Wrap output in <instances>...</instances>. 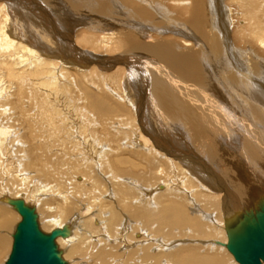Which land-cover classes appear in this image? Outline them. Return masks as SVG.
I'll use <instances>...</instances> for the list:
<instances>
[{
	"label": "bare ground",
	"instance_id": "bare-ground-1",
	"mask_svg": "<svg viewBox=\"0 0 264 264\" xmlns=\"http://www.w3.org/2000/svg\"><path fill=\"white\" fill-rule=\"evenodd\" d=\"M42 1L0 0V228L22 220L11 204L22 199L45 231L67 228L56 239L67 264H240L227 228L264 202V0H65L94 14L88 32L73 8ZM233 22L244 45L235 54ZM218 51L228 72L211 77L207 57ZM227 76L263 100L251 106L262 119L226 102ZM23 93L27 139L13 128L21 120L11 103ZM158 116L186 123L196 151L183 128V140L159 134ZM235 152L248 171L238 172L245 184L234 182V193L216 165Z\"/></svg>",
	"mask_w": 264,
	"mask_h": 264
},
{
	"label": "rangeland",
	"instance_id": "rangeland-1",
	"mask_svg": "<svg viewBox=\"0 0 264 264\" xmlns=\"http://www.w3.org/2000/svg\"><path fill=\"white\" fill-rule=\"evenodd\" d=\"M44 2H46V3H48L49 5H52V7L55 5V3L56 2H58V3H56V5L55 6H58V5H61V6H67V9H69V12L71 11V9L73 8L68 2H66L65 0H62V2H61V0H43ZM42 1V2H43ZM53 1V2H52ZM224 1V4L227 6V5H229L230 3H231V1L230 0H223ZM43 2V3H44ZM53 3V4H51V3ZM65 2H66V4H65ZM45 4V3H44ZM69 6H68V5ZM46 5V4H45ZM69 7V8H68ZM46 8H47V6H46ZM66 8V7H65ZM169 8H170V12H166L168 15H170L172 18H177L178 17V15H179V13L177 12V10H178V7H176V6H169ZM20 9V8H19ZM24 9V10H23ZM172 9V10H171ZM22 10H23V13L22 14H26V12L28 11H33V9H31V8H27V7H25V6H22L21 7V9L19 10V11H21L22 12ZM25 10H27V11H25ZM75 10V11H74ZM84 10V11H83ZM81 12H79V10H76V9H72V11H71V13L72 12H75V14L73 13V14H71V15H73V16H77V17H83V18H81L80 19V22H78V24L80 25H78V27H80L81 28V30H83V31H85V32H88V31H90L89 30V27L87 26V25H90V24H87L88 22L90 23V22H92V20H90V18H93V16H94V14L92 13V12H87L85 9H83ZM76 11H78V12H76ZM77 13V14H76ZM176 15H175V14ZM81 15V16H80ZM85 19H86V21H85ZM87 22V23H86ZM235 22V21H234ZM234 22L231 24V36L229 37L230 38V40H232V39H234V41H236V40H238L237 41V43L236 42H234V41H230L229 40V44L231 45V47H230V51L232 52H234V54L236 53V51L237 50H239V48H241V50H243L244 51V45H243V43L241 42V40L240 39H238L237 38V35H236V31L234 30L236 27H235V24H234ZM84 23V24H83ZM93 23V22H92ZM236 23V22H235ZM77 25V24H76ZM241 25V24H240ZM84 26V27H83ZM87 28V30H86V28ZM48 29V28H47ZM234 32V33H233ZM166 36L167 35H169L168 33L167 34H165ZM234 35V36H233ZM233 36V37H232ZM158 37V36H157ZM232 37V38H231ZM160 40H162V38H156L155 39V41L154 42H158V41H160ZM224 40V39H223ZM224 42V41H223ZM234 42V43H233ZM235 44H237V45H235ZM183 45L181 44V47H182ZM224 46H226L225 45V43H224V45H223V51H225L226 50V48H224ZM235 46V47H234ZM236 47H237V49H236ZM251 47H253L254 49H256V47L254 46V45H252ZM189 48H190V46L189 47H185V46H183L182 47V49H187V50H189ZM233 48V49H232ZM88 49V48H87ZM178 51H180V49H177ZM243 51H241V52H243ZM226 52V51H225ZM232 52V53H233ZM219 53V54H218ZM212 55V54H211ZM217 55H218V57H217ZM259 55V54H258ZM222 54H221V52L220 51H218L217 53H215V55H214V58H212L213 57V55H212V57H210V56H208L207 57V60H208V65H209V68H211V69H209V70H207L206 71V75H208V76H211V77H213V76H215L216 74L215 73H213V72H216L217 73V71L218 72H226L227 70L225 69V68H221L222 67V65L223 64H225V62L227 61V59H225V60H223L222 59ZM221 57V58H220ZM218 58V59H217ZM213 60H215V62L213 61ZM222 60V61H221ZM212 62V63H211ZM263 62H264V59H263ZM216 63V64H215ZM215 64V65H214ZM219 65V66H218ZM213 66V67H212ZM216 66V68L218 67L219 69H220V71H219V69L217 68H214ZM225 67L227 66V65H224ZM263 68H264V63H263ZM213 68H214V70H213ZM216 69V70H215ZM227 69H229L228 67H227ZM222 70V71H221ZM207 72H209L208 74H207ZM211 72V73H210ZM228 72V71H227ZM210 74V75H209ZM214 74V75H213ZM258 74L261 76H259L260 77V79H262V81L264 82V71L263 72H258ZM226 75V74H225ZM230 80H231V86H232V89L231 90H234L232 93H230V95L229 94H227V95H229V97L228 96H226L228 99H227V103L229 102V105H233V106H237V110H240V109H238V107L239 108H241V107H243V106H245L246 105V107L245 108H247V114L248 115H253V117L254 116H259V113L260 112H257V114L255 113V112H253L252 111V109H251V106H254V105H263V100L261 101V100H258L257 98H255L253 95H251V97H249V95L247 96V94L248 93H244V91H239L238 89H239V87L238 86H236V85H238L233 79H232V77H229V76H227ZM260 82H261V80H259ZM217 84V83H216ZM264 84V83H263ZM234 85V86H233ZM258 86V85H257ZM260 88V87H259ZM225 92V91H224ZM226 93V92H225ZM26 95L27 94H25V93H23L22 95H21V98L19 99V100H15L16 101V104H13V103H11L12 105H13V107L14 108H12V109H14V110H17V112H18V115H19V117H20V120H21V125L20 126H18V127H13L14 129H16V131H18L19 132V135H21L23 138H25V139H27V135H26V133H29L30 132V125L27 123V120L26 119H28V115L26 114V113H29V112H27L26 111V106H25V98H26ZM25 96V97H24ZM24 98V100H22L23 98ZM230 97H232V98H230ZM233 97H235V98H233ZM247 97H248V99H247ZM255 98V99H254ZM231 99V100H230ZM233 99V100H232ZM236 101H235V100ZM253 99H254V101H253ZM252 100V101H251ZM231 101V102H230ZM236 102V103H234V102ZM257 101V102H256ZM21 102V103H20ZM22 102H23V104H22ZM253 102V103H252ZM256 103V104H255ZM262 108H264V105L263 106H261ZM125 110V108L122 110V111H124ZM245 111V110H244ZM125 112H126V110H125ZM125 112H123L124 114H126ZM241 112V111H240ZM242 112H243V110H242ZM120 113V112H119ZM123 113H121V115H124ZM120 115V114H119ZM53 117H55V119H58V116H56V115H54ZM260 118H261V116H259ZM263 119H264V117H262ZM261 118V119H262ZM160 119H161V122H160ZM262 119V121L264 122V120ZM155 120V121H154ZM158 120V121H157ZM153 121V122H152ZM151 121V124L155 127V128H158V132H159V134H160V130H162V131H164L165 129H167V130H169V132L171 131L172 132V135H171V137H174V138H178V140H179V131H180V128H183L182 129V131H181V133L183 132V134L184 133H186V128H185V126L187 127V125H186V123H183L182 124V126L179 128L178 126H180V124L179 125H177L178 123H171V122H169V120L167 119V118H162V117H159L158 116V119L157 118H153V120ZM10 122H12V123H14V121L13 120H10ZM157 122V123H156ZM57 124H59L60 126H61V124H62V119L61 120H57V122H56ZM156 123V124H155ZM43 125H46V124H44V123H42ZM155 124V125H154ZM34 125V124H33ZM33 125H32V133H33V137H35V135H34V131H33ZM35 125H36V127L38 128V122H35ZM175 125H177V126H175ZM185 125V126H184ZM163 126V127H162ZM164 126H166V128H164ZM263 129H264V123L263 124H261L260 125ZM46 127H47V130H49V127L46 125ZM170 127H172V129L170 128ZM177 127V128H176ZM26 128V132H24V129ZM66 128H67V126H66ZM179 128V129H178ZM185 128V129H184ZM177 129H178V131H177ZM184 130H185V132H184ZM63 131V130H62ZM175 131V132H174ZM64 132V131H63ZM170 132V133H171ZM65 133V132H64ZM173 133H174V135H173ZM176 135V136H175ZM187 135V136H186ZM159 136H161V135H159ZM183 139H185V140H187L188 138H189V134H188V130H187V133L186 134H184L183 135ZM180 139H182V138H180ZM182 139V140H183ZM184 142H186L187 143V145L189 144V146H191V144H192V146H195L192 142L190 143V140L188 139L187 141H184ZM191 146V147H192ZM194 150H195V148L196 147H192ZM196 151V150H195ZM123 153V155L124 156H129V157H133V158H136V156L137 155H134L132 152H127V151H123L122 152ZM238 154V153H237ZM236 152L234 153V155H232V156H230L229 154H226V157H224L225 158V161L223 162V163H221V164H219V165H216V167L217 166H219V167H217V169L219 170V172H221L220 174L223 176V178H224V180L231 186V187H233L232 189H233V192H234V182H244L243 181V179H240V178H238L237 179V174H238V172H244L245 170L246 171H248V168H247V164H245V165H242L243 164V160H240L239 158H238V160H237V157H238V155H236ZM239 155H240V153H239ZM229 156V157H228ZM233 156H235V158H233ZM228 157V158H227ZM232 158V159H231ZM244 159V158H243ZM210 161H211V159H210ZM238 161V162H237ZM240 161V162H239ZM241 161H242V163H241ZM236 162V163H235ZM244 162H246L245 160H244ZM229 163V164H228ZM239 163H241L240 165V167H237V164H239ZM226 166L227 164V166H228V168L226 167L225 168V166ZM231 165V166H230ZM222 166V167H221ZM230 166V167H229ZM245 167V168H243V167ZM126 168V167H125ZM221 169H223V170H221ZM227 171H226V170ZM241 170V171H240ZM222 171H224V172H222ZM245 171V172H246ZM141 172H143V170H141L140 172H138L139 174L141 173ZM223 173V174H222ZM224 173L225 174H229L228 176V178H230V181L231 182H228V178L224 175ZM231 173V174H230ZM232 176H233V178H232ZM155 178H156V175H154V174H151V176L150 177H147V178H145V180H148V181H151L152 183L155 181ZM144 180V179H143ZM31 184H33V182H31ZM244 184H245V182H244ZM135 188H138V187H136L135 186ZM235 193V192H234ZM68 195H69V197L71 198V201H76L79 197H76V195L73 193V189H71V188H68ZM141 200H144V201H148V199H144V198H137V200H135V201H141ZM134 201V202H135ZM3 202H0V204L1 205H3V206H5L4 204H2ZM200 204H202L201 202H199ZM134 204V203H133ZM138 204V203H137ZM141 206H142V204H140ZM143 206H146V205H143ZM202 207L204 206V205H201ZM203 208H205V206L203 207ZM243 208V207H242ZM145 209H149V210H151V208H147V206H146V208ZM10 212H8V213H14L13 211H11V210H9ZM14 215V217L17 215H15V213L13 214ZM38 215V214H37ZM38 216H40V215H38ZM67 217H64V219L63 220H65ZM46 219H50V216H47L46 217ZM16 220V221H15ZM18 220V217H16L15 219H14V221L16 222L15 224H17L19 221H17ZM224 221H225V219H224ZM39 222H42L41 220H39ZM14 224V225H15ZM14 225H11V227H10V229L9 230H7L6 228L4 229V228H0V235H7L6 237L9 239V246H7V248H6V250H4V252L3 253H1L0 254V264H5L6 263V261L8 260V257H9V254L11 253V250H12V246L11 245H13V240H14V238H13V235H14V233H15V227H14ZM40 228L44 231V232H49L48 230L47 231H45V227L42 225V223H40ZM14 227V229L12 230V228ZM3 230V231H2ZM147 232H148V229H145ZM207 230L209 231V233H211V234H215V229H213V226H208V228H207ZM5 231V232H4ZM7 232V233H6ZM11 232H13V233H11ZM50 233V232H49ZM13 234V235H12ZM11 235V236H10ZM10 236V237H9ZM212 237H213V235H212ZM10 238H11V241H10ZM215 240H217L216 238H214ZM218 240H221L220 238L218 239ZM10 243H11V245H10ZM157 244H160L159 242H157ZM161 247V246H160ZM66 250V246H62V248L60 249V251L63 253L64 251ZM82 254H84V253H81V255ZM77 255H80V254H77ZM105 258V257H104ZM100 259V260H99ZM97 262L98 263H104V259H103V257H98L97 258Z\"/></svg>",
	"mask_w": 264,
	"mask_h": 264
},
{
	"label": "water",
	"instance_id": "water-1",
	"mask_svg": "<svg viewBox=\"0 0 264 264\" xmlns=\"http://www.w3.org/2000/svg\"><path fill=\"white\" fill-rule=\"evenodd\" d=\"M22 220L14 233L10 256L5 264H67L56 243L59 236H67V228L44 232L36 210L24 200H11ZM229 252L240 264H264V202L256 214L227 228Z\"/></svg>",
	"mask_w": 264,
	"mask_h": 264
}]
</instances>
